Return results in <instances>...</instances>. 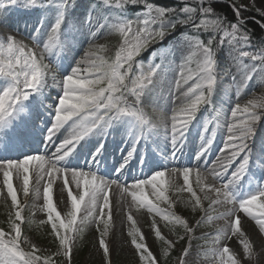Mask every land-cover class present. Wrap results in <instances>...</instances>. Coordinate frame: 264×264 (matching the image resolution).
Returning <instances> with one entry per match:
<instances>
[{
	"label": "snow or ice",
	"instance_id": "6c2138e0",
	"mask_svg": "<svg viewBox=\"0 0 264 264\" xmlns=\"http://www.w3.org/2000/svg\"><path fill=\"white\" fill-rule=\"evenodd\" d=\"M179 3L183 7L164 8L149 0H96L86 22L92 24L96 12L106 8L113 10V20L109 22L105 17L103 24L96 25L89 47L72 72L58 78L57 68L49 62V57L61 44L62 27L77 6V0H0V14L12 8H41L56 14L46 42H38L39 29L32 38L0 32V79L8 82L5 90L0 92V130L18 118L23 102L46 83L62 90L54 109V124L47 135V142L55 150L51 154L31 155L22 160L0 161V198L10 200L7 228L0 227V264H76L83 234L90 224H95L99 232L96 251L100 254V264H113V249L108 237L114 202L117 212L123 211L125 205L128 208V236L134 246L133 255H138L135 264H161V260L168 264L170 252L186 237L187 244L180 249L178 264H194L193 240L198 239L195 233L202 223L212 219L210 211L218 209L223 211L217 219L227 221V227L211 237L213 246H218L212 252L213 260L218 257V264H264V240L256 245L259 248L257 255L254 241L241 227L242 220L254 221L259 233H264V190L243 201H238L233 194L236 184L246 175L250 142L256 134V126L264 119V90L259 97L245 102L237 100L229 116L216 125L224 129L225 142L215 162L206 169L173 167L127 184L103 179L93 171L64 167L84 138L101 127L107 129L113 121L122 118H132L136 122L134 136L137 143L147 133L163 130L170 136L174 148L181 147L197 113L211 101L217 76L216 54L225 46L233 50L234 63L244 75L241 88L256 71L264 73V45L258 52L247 51L253 45V35L247 28L248 14L258 16V23L264 28V0H249L247 4L242 0H191V5L189 0H179ZM218 3L231 9L234 13L232 20L217 12L214 5ZM129 5L143 6L131 20L121 15ZM177 28L186 29L183 39L189 48V54L178 65V78L173 89L180 103L175 105L171 114L160 112L159 119H150L142 110L141 101L145 90L154 84L160 66L150 65L145 69L137 57ZM102 29L118 35L114 51L110 52L107 45L96 43L97 33ZM203 33L211 35L205 40L201 38ZM246 60L252 63L247 64ZM129 97H134L131 104ZM69 122L71 135L57 143V133ZM205 131H208L207 125ZM215 136L213 129L197 159L211 149ZM102 149L103 145L94 160ZM134 152L133 147L118 176L132 160ZM241 158L238 168L230 171ZM181 178L182 183L179 182ZM58 181L59 195L67 194V210L63 215L54 204L53 190ZM18 190L25 198L23 201L19 199ZM185 192L188 194L185 206L193 213H204L195 226L171 210L177 201L171 199L170 194ZM30 194L44 201L39 210L45 213L46 219L40 223L50 226L48 234L55 245L52 250L30 242L23 234L25 223H32L31 218L24 215V209L29 207L27 198ZM205 200L208 201L207 208L203 206ZM161 204L167 208H161ZM133 208L137 211L145 209L172 228L179 225L184 234L178 235L176 240L167 239L154 219L155 237L162 242V251L155 254L136 227ZM232 236L241 238L243 251L239 255L224 244ZM57 258L61 259L58 261Z\"/></svg>",
	"mask_w": 264,
	"mask_h": 264
},
{
	"label": "rangeland",
	"instance_id": "374dc122",
	"mask_svg": "<svg viewBox=\"0 0 264 264\" xmlns=\"http://www.w3.org/2000/svg\"><path fill=\"white\" fill-rule=\"evenodd\" d=\"M243 3L247 4L249 0H242ZM86 4L84 2L78 3L77 8L78 11H74L71 15L69 21V26H75L76 31L68 32V36L71 37L73 43H77L80 48L72 54L73 58L78 62V60L83 56L85 50L89 47L91 41L92 32L96 31L97 24H103L105 17H108L109 22L113 20V17L109 14L104 15L101 13L100 15L95 16V19L92 24H84V26H80V22L86 16ZM88 15V14H87ZM88 17V16H87ZM48 28L45 29V33L50 32V25H47ZM82 32L78 34L80 28ZM10 32V33H19L22 36L28 37L29 31L22 26L21 21L19 20V16L16 15L12 10L9 16L5 19H0V32ZM70 33V34H69ZM74 33L75 36H74ZM48 37H46L47 40ZM41 41V37H39ZM96 43L109 45L112 43H118V35L115 33H108L107 29H102L97 33ZM72 43V42H71ZM189 54V48L186 41L176 40L174 41L168 51L161 54L162 56V65H164L170 71L166 72L161 76H157L154 78V84L149 86L148 89L145 90L144 95L142 97L141 108L142 110L149 116L151 115L155 119H159L160 112H164L165 114H171L173 108L176 104H179L180 101L176 99V93L174 92V84L176 79L178 78V65H180L184 58ZM234 52L233 50L225 46L219 52V61H216V84L212 93V98L210 103L208 104L211 112H207L204 109H200L197 113L196 117L192 121L189 131L193 129L195 126L197 132L195 135L190 136L189 133L186 134L183 145L180 147L181 152L183 151L184 159L180 156V160H174V163H177L178 168H197V169H206L211 166L212 163L215 162L217 156L220 154L221 149L224 146L225 142V131L224 129L217 128L216 125L222 122L223 118H227L230 112L233 110L234 105L237 103V100L241 102H245L248 99L253 97H259L262 95V90H264V73L260 71H256L252 74L251 78L247 81L246 85L241 88V81L244 79V75L241 71L238 70L237 65L234 63ZM245 63L250 64L252 62L245 61ZM73 69L70 70L68 75L72 72ZM67 76V75H66ZM65 76V77H66ZM7 82L0 81V89L5 90ZM239 89V91H238ZM57 100L55 101L58 104L59 99L62 96V90L58 87H55ZM150 112V113H149ZM201 115H204L203 119L196 124L197 118ZM150 118V117H149ZM48 119V118H47ZM151 119V118H150ZM264 119H261L258 125L256 126V134L250 142V157H249V165L256 164H264ZM48 125L51 127V123L48 121ZM209 126V131L204 134V127ZM50 127V128H51ZM215 129L216 136L214 138L211 149L205 153L203 156H200L199 159L197 157L200 155L202 147L205 145L206 140L209 139L207 137H211V131ZM159 130H155L153 132L147 133L150 134L152 138L154 136V146L158 150L159 161L163 165H167L169 161L167 158L168 149L171 146H167L166 149H163L166 142L164 140H159L161 134L158 133ZM72 126L71 124H66L60 131L57 133L56 142L59 143L64 139L68 138L71 135ZM151 141V140H150ZM155 155V154H154ZM242 162V158L238 160L230 171H235L238 168L239 163ZM181 164L183 166L181 167ZM129 175V174H128ZM127 175V176H128ZM148 174L145 173L144 176L137 177L143 178ZM260 178L257 182V190L255 191V195H257L261 190H264V173L259 174ZM226 177V179H228ZM136 179V180H137ZM182 183V178L179 181ZM15 184V179H14ZM32 185L30 184V188ZM18 196L21 201L25 198L23 197L22 192L18 190ZM54 196V204L57 207V210L63 215V213L67 210L66 208V192L63 196L59 195V181L56 186H54L53 190ZM235 198L238 201H243L248 198H242L238 195H235ZM33 195L27 198V202L29 203L28 215L32 216L36 221H41L44 216V212H41L39 209L43 206V199H36ZM170 198L177 201L176 206L171 209L175 211L178 215H181L183 218L187 219L190 224H196V221L201 220L204 216L203 212L193 213L190 207L185 206L184 201L188 199V194L185 193H176L170 194ZM70 207V203L68 204ZM203 206L208 207V201H203ZM10 207V200L5 201L3 198H0V215H4L5 219H7V213ZM161 208H167V205L161 204ZM223 209H218L217 211H210L209 215L212 217L210 221L204 222L199 226L198 231L195 233V236L198 239L193 240V253L192 260L194 264H218V257L214 261L212 257V252L214 250L211 237L216 234L220 229L227 227V221L222 219H217L220 212ZM128 208L125 205L123 211H116V204L113 203V220H112V228L109 233L108 240L112 245V259L113 264L117 263V259L121 260L120 264H135L138 261V255H133L134 246L131 245L130 237L128 236V231L130 229V222L127 220ZM133 218L136 220V227H138L141 233L145 237V242L148 244L150 250H152L155 254H159L157 248V239L155 237L154 230L152 228V222L155 219L156 224L160 228L161 234L165 236L167 239L176 240L177 236L173 230H170L169 226L160 218L154 217L152 214L148 213L145 209H140L137 211L135 208L132 209ZM243 215V214H241ZM242 231H244L245 235L249 237L250 240L254 241V251L259 255V248L256 246L260 240H264V233H259L258 226L255 225L254 221H241ZM23 234L29 238V241L32 243L38 244L43 249L52 250L55 248V245L52 244V240H48L47 242L42 239V236L36 231H23ZM84 237H82L79 253L76 257V264L79 261V256L82 251L84 252V257L80 264H100V254L96 251V245L98 244L99 232L96 229L95 224H90L89 227L84 232ZM205 236H208V239H204ZM240 237L232 236L227 241L224 242L225 246H228L232 251L236 252L238 255L242 253L243 248L240 243ZM187 244V237L184 241H179L177 243V253L180 256V249L185 247ZM27 248V245H22ZM102 251V250H101Z\"/></svg>",
	"mask_w": 264,
	"mask_h": 264
},
{
	"label": "trees",
	"instance_id": "16d2710c",
	"mask_svg": "<svg viewBox=\"0 0 264 264\" xmlns=\"http://www.w3.org/2000/svg\"><path fill=\"white\" fill-rule=\"evenodd\" d=\"M149 2H152L155 5H158L160 7H164V8H174V7H183L182 4L179 3V0H149ZM189 4L191 5V0H189ZM214 7L216 8L217 12L228 17L230 20L233 19L234 17V13L231 11V9L226 5V4H216L214 5ZM143 6L142 5H136V6H131L129 5L127 10H130L129 12L125 13L128 16H134L136 17V15L138 13L141 12ZM250 16L248 23H247V28L248 30L252 33L253 35V45H252V49L255 51H259V47L261 45H264V28L260 27V24L258 23V20L260 19L258 16H256L254 13H249L248 14ZM186 32L185 28H177V30L173 33H179L180 36H183V34ZM211 34L210 33H203L201 35L202 39H207ZM110 52L114 51V46L113 47H109ZM218 54V53H217ZM216 54V56H217ZM1 226L6 228L7 224L3 223V221H0ZM37 230L41 229L44 236L45 241L48 240H52L51 236L48 234L50 231V226L48 225H36ZM182 229V227H180V230ZM178 235H181L182 233L180 232ZM159 246V250L160 252L162 251V242H160L158 244ZM84 255V254H83ZM83 255L79 258L78 264H80L82 262V257ZM178 253L177 251H173L169 254V261L168 264H178ZM61 258H57V260L59 261ZM117 264H120V261H117ZM161 264H164L163 260H161Z\"/></svg>",
	"mask_w": 264,
	"mask_h": 264
}]
</instances>
